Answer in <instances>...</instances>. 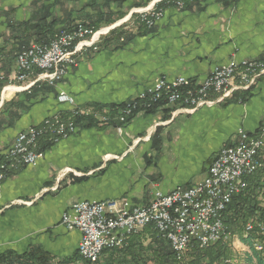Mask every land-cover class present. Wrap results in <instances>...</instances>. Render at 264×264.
Masks as SVG:
<instances>
[{
  "label": "crops",
  "instance_id": "0c3cea01",
  "mask_svg": "<svg viewBox=\"0 0 264 264\" xmlns=\"http://www.w3.org/2000/svg\"><path fill=\"white\" fill-rule=\"evenodd\" d=\"M177 1L0 0V159L18 134L49 117L129 102L161 77L203 82L232 60L264 58V0H185L183 8ZM161 4L164 16L152 29L128 31L125 44L85 51L55 86L46 83L33 95L7 89L9 83L21 85L14 79L15 56L50 31L103 16L123 22L135 9ZM61 92L74 104L60 102ZM251 94L245 102L233 95L211 97L195 111L162 105L137 115L122 133L114 126L79 125L76 134L46 149L37 165L16 169L0 182V253L41 248L58 260L71 257L81 233L61 221L74 203L145 206L156 192L203 181L219 151L239 141V129L256 134L264 123V79Z\"/></svg>",
  "mask_w": 264,
  "mask_h": 264
},
{
  "label": "built area",
  "instance_id": "2783aa9c",
  "mask_svg": "<svg viewBox=\"0 0 264 264\" xmlns=\"http://www.w3.org/2000/svg\"><path fill=\"white\" fill-rule=\"evenodd\" d=\"M236 1V0H234ZM179 8L183 1H177ZM138 15L140 24L151 29L164 16V8L149 7L135 9L123 22L95 31L82 24L71 29H63L47 44H33L15 56L14 79L22 86H12L16 92H30L39 83L55 86L61 82L73 67L78 65V56L83 51L99 52L102 36L132 22ZM124 42V39H121ZM264 74V64L258 60H232L228 64L214 69L203 82L185 77L169 80L159 78L154 85L136 99L128 102L121 111L117 131L122 133L127 119L137 109V100L151 99V102L166 101L178 111H195L205 106L212 96L222 101L237 91L252 88L257 79ZM27 84V85H26ZM60 102L74 104L65 92L59 96ZM75 108L73 117H91L89 111ZM140 113V112H139ZM142 113V111H141ZM100 125L109 123V114H95ZM75 122L64 123L59 117L46 119L38 126H32L21 132L9 148L7 159L15 167L17 164L35 166L43 153L37 152L39 140L46 132L50 133L54 143L67 139L77 132ZM239 141L222 148L213 159L203 181L189 189L176 188L168 194L156 192L153 200L145 206L130 208L128 202H76L63 214L61 224L69 231H79L81 241L77 252L90 263L98 262L106 250H122L129 239L154 226L165 238L171 249L181 259L195 245L205 248L227 238L224 213L234 196L247 188L246 178L264 167L260 153L264 149V127L255 135L244 129L238 130ZM7 164L1 169L7 171ZM5 178L0 174V181ZM254 229L249 223L246 232ZM260 234L264 237V222L259 224ZM261 245L264 241L260 240Z\"/></svg>",
  "mask_w": 264,
  "mask_h": 264
},
{
  "label": "trees",
  "instance_id": "16d2710c",
  "mask_svg": "<svg viewBox=\"0 0 264 264\" xmlns=\"http://www.w3.org/2000/svg\"><path fill=\"white\" fill-rule=\"evenodd\" d=\"M185 4V0H181ZM164 4H161L157 7L163 8ZM138 17L137 14H134L132 19ZM120 17L115 20L112 17L103 16L102 19L95 23L86 24L84 26L92 28L95 31L101 29L100 25L107 23L109 26L115 23L118 20L123 19ZM75 26L71 25L66 29H71ZM115 29L110 32L109 36L104 39L102 42L105 43H122L121 39H124L122 44H125L128 39V33L126 31ZM142 29H148L144 24H140L138 30L141 34ZM51 34L45 40H38V44H47L52 39H54L57 32L50 31ZM102 44L100 48H102ZM264 64V58L258 60ZM264 79V74L261 75L257 81ZM49 87L46 83L36 84L30 92L32 95L42 88ZM250 88L248 90L237 91L233 94V99L235 102L241 101L245 102L252 97ZM30 94V95H31ZM216 97V96H212ZM132 101V100H131ZM130 102V101H129ZM139 105L136 110L133 111L132 116H130L127 121L128 123L133 120L139 112L144 113H153L160 106L167 105L166 101L151 102V99L141 101L137 100ZM125 102L120 105H111V106H97L102 111H107L109 114V123L107 125H100V122L93 116L91 117H73V112L67 115V118H73L77 127L79 125H85L88 128L93 126H114L118 127L119 116L121 111L125 108ZM264 127L262 123L258 132ZM49 132V131H48ZM46 132L45 135L39 140L37 145V152L43 153L46 149L55 145L50 133ZM255 135V134H250ZM262 154L260 153V156ZM262 159V157H261ZM264 162V159H262ZM7 164V171H3L1 166ZM24 165L17 164L15 167L12 162H10L6 156L1 157L0 159V174H4L5 178L1 181H4L12 175V172L16 169L23 168ZM0 181V182H1ZM247 188L242 191L240 194L234 196L232 202L229 204L226 212L224 213V224L227 229V233L232 236H238L240 241L248 247L246 253H244L243 258L240 261V264H264V253L258 252L255 249V242L257 240H264V237L260 234L259 224L264 222V206L262 205L261 197L264 198V167L259 169L253 175L246 178ZM256 222V227L251 232H246V227L248 223ZM103 255L107 257L104 264H230L229 261L235 259L236 254L231 247L229 242L222 240L216 244L210 245L205 248H200L195 245L191 250L186 253L181 259L178 258L177 254L171 249L169 242L163 238L159 231L154 227H147L141 233L132 236L126 247L122 250H106ZM103 257V256H102ZM101 257V258H102ZM101 259L96 263H90L83 260L79 253L76 252L71 257L64 259H57L51 253L41 249V248H32L24 253H19L15 250H7L0 253V264H101ZM103 264V263H102ZM232 264V263H231Z\"/></svg>",
  "mask_w": 264,
  "mask_h": 264
},
{
  "label": "rangeland",
  "instance_id": "374dc122",
  "mask_svg": "<svg viewBox=\"0 0 264 264\" xmlns=\"http://www.w3.org/2000/svg\"><path fill=\"white\" fill-rule=\"evenodd\" d=\"M146 8H148V7H146ZM146 8H141V9H146ZM138 9H140V8H138ZM137 10V9H136ZM120 21H118L117 23H119ZM132 22H133V24L131 23V22H128V23H126V24H124V26L121 28V30L122 31H126V32H128V31H131V32H137L138 31V26H140V23H139V21H138V17H136V18H134V19H132ZM116 23V24H117ZM117 29H119V28H117ZM152 29V28H151ZM99 31V30H98ZM109 35H106V36H102V39H105V38H107ZM83 53H84V51H83ZM27 85V84H26ZM8 86V85H7ZM13 86V85H12ZM21 86V85H20ZM19 87V86H18ZM10 90H15L14 88H11ZM63 103V102H62ZM82 109H84V108H82ZM88 110H91V111H89V113L91 114V115H93V116H96L95 114H103V112H104V110L102 111L100 108H89ZM88 110H83V112H85V111H88ZM141 113V112H140ZM139 113V114H140ZM142 113H144V112H142ZM138 114V115H139ZM54 117H59V120H61L62 122H64V123H71V122H74V119L73 118H67V116H53V117H49L48 119H52V118H54ZM120 123V125H119V127L122 125V123L121 122H119ZM127 124V123H126ZM126 124L124 125V127L126 126ZM263 128V127H262ZM259 133V132H258ZM76 134V133H75ZM19 135V134H18ZM17 135V136H18ZM74 135V134H73ZM72 136V135H71ZM70 136V137H71ZM16 139V138H15ZM62 140H64V139H62ZM15 141V140H14ZM13 141V142H14ZM61 141V140H60ZM59 141V142H60ZM56 144V143H55ZM36 148H38V147H36ZM38 150V149H37ZM261 157H262V159H264V149H263V151L261 152ZM40 161V159L37 161V163H36V165L38 164V162ZM264 163V162H263ZM261 200H262V205L264 206V198H260ZM249 223H251V224H253V226H254V228L257 226L256 225V222L254 221V222H252V221H250ZM248 223V224H249ZM258 227H259V225H258ZM247 228V227H246ZM253 231V230H252ZM226 242H229L230 244H231V247L233 248V251H234V253L236 254V257H235V259L234 260H232V261H229L228 263H232V264H240V261H241V259L243 258V255H244V253H246L247 251H249L248 250V247L247 246H245L241 241H240V239H239V237L238 236H232V235H230V234H228L227 235V238H225L224 239ZM260 241V240H259ZM261 241H264V240H261ZM258 252H262V253H264V251H258ZM184 258V257H183ZM182 258V259H183ZM103 261V260H102ZM103 264H104V262H102ZM101 263V264H102Z\"/></svg>",
  "mask_w": 264,
  "mask_h": 264
},
{
  "label": "bare ground",
  "instance_id": "6f19581e",
  "mask_svg": "<svg viewBox=\"0 0 264 264\" xmlns=\"http://www.w3.org/2000/svg\"><path fill=\"white\" fill-rule=\"evenodd\" d=\"M255 249H256L257 251H264V245H261L260 241L257 240V241L255 242Z\"/></svg>",
  "mask_w": 264,
  "mask_h": 264
}]
</instances>
